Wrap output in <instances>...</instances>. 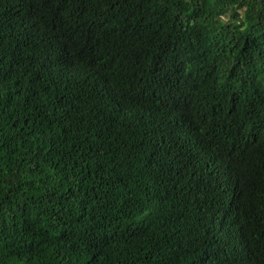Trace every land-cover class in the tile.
<instances>
[{
  "label": "trees",
  "instance_id": "trees-1",
  "mask_svg": "<svg viewBox=\"0 0 264 264\" xmlns=\"http://www.w3.org/2000/svg\"><path fill=\"white\" fill-rule=\"evenodd\" d=\"M0 264H264V0H0Z\"/></svg>",
  "mask_w": 264,
  "mask_h": 264
},
{
  "label": "clouds",
  "instance_id": "clouds-1",
  "mask_svg": "<svg viewBox=\"0 0 264 264\" xmlns=\"http://www.w3.org/2000/svg\"><path fill=\"white\" fill-rule=\"evenodd\" d=\"M39 33V31H38ZM38 33L36 37H38ZM41 56L49 63L58 56L70 58V47L67 43V37L60 33H53V36L42 41L38 47Z\"/></svg>",
  "mask_w": 264,
  "mask_h": 264
},
{
  "label": "rangeland",
  "instance_id": "rangeland-1",
  "mask_svg": "<svg viewBox=\"0 0 264 264\" xmlns=\"http://www.w3.org/2000/svg\"><path fill=\"white\" fill-rule=\"evenodd\" d=\"M228 17L225 18V20L227 21Z\"/></svg>",
  "mask_w": 264,
  "mask_h": 264
}]
</instances>
